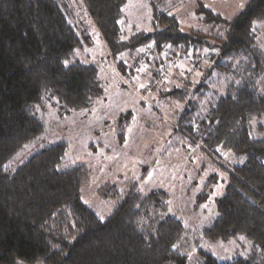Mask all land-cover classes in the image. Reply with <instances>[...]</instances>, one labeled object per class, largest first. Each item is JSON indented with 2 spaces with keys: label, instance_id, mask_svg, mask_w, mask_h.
<instances>
[{
  "label": "trees",
  "instance_id": "16d2710c",
  "mask_svg": "<svg viewBox=\"0 0 264 264\" xmlns=\"http://www.w3.org/2000/svg\"><path fill=\"white\" fill-rule=\"evenodd\" d=\"M82 2L114 53L147 45L159 54L171 46L183 57L191 49L210 48L197 81L178 80L179 86L162 93L186 102L183 129L193 139L213 155L222 147L243 160L228 170L216 214L196 237L169 212L164 189L144 193L132 185L121 193L105 183L102 193L118 200L101 220L80 196L91 171L67 162L65 140L45 141L10 167L44 134L49 107L61 115L90 107L102 83L92 64L74 59L65 65L82 45L59 0H0V264H188L201 237L249 244L245 257L220 260L207 254L202 264H264V134L256 135L253 127V119L264 114V0H248L230 20L198 8L204 21L224 25L214 44L201 32L182 30L174 15L153 3L151 29L124 38L126 0ZM142 52L138 61H149L156 73L154 56ZM215 69L228 80L200 106L193 96L205 95V80Z\"/></svg>",
  "mask_w": 264,
  "mask_h": 264
},
{
  "label": "rangeland",
  "instance_id": "374dc122",
  "mask_svg": "<svg viewBox=\"0 0 264 264\" xmlns=\"http://www.w3.org/2000/svg\"><path fill=\"white\" fill-rule=\"evenodd\" d=\"M247 1L126 0L121 30L127 38L140 29H151L153 3L174 15L182 30L201 32L214 44L222 36L224 25L204 21L197 9L204 6L230 20ZM59 2L69 22L78 29L82 45L65 61L79 59L94 65L102 93L90 107L67 114H58L49 107L44 134L20 151L10 167L28 158L45 141L65 140L67 162L91 171L89 180L80 188V196L99 218H107L118 200L102 193L105 183H114L121 193L132 185L144 193L164 189L168 194L169 212L181 219L196 237L203 222L216 214V199L224 193L228 170L242 163L243 158L222 147H216L218 154L213 155L207 145L193 139L183 129L186 126L181 117L186 102L163 95L162 91L173 84L179 86L188 77H195L193 80L197 81L201 67L204 70L208 65L207 54L212 50L198 47L183 57H178L171 46L159 54L152 50L150 56L154 57L150 61L158 63L154 74L149 61H145L146 66L137 59L147 45L114 53L82 0ZM151 44L155 47L154 42ZM159 57H162L160 62ZM227 80V75L213 70L205 80V95L195 93L193 99L201 106L211 99L213 92L222 90ZM142 84L144 88L140 87ZM260 87L264 89V78ZM253 127L256 135L264 134V114L253 119ZM206 186L209 188L201 195ZM198 240L193 243L188 264H202L207 254L220 260L245 257L249 250L248 242L242 239V243L202 237Z\"/></svg>",
  "mask_w": 264,
  "mask_h": 264
},
{
  "label": "snow or ice",
  "instance_id": "6c2138e0",
  "mask_svg": "<svg viewBox=\"0 0 264 264\" xmlns=\"http://www.w3.org/2000/svg\"><path fill=\"white\" fill-rule=\"evenodd\" d=\"M240 7H241V9H243V8H244V5H243V4H241V6H240ZM213 51H215V49H213ZM67 63H68V62H67V61H65V65H66V66H67ZM138 71H140V69H138ZM140 87H141V88H144V87H145V85H143V84H142V85H140ZM177 107H179V105H177ZM217 151H219V149H217ZM100 219H101V220H103V217H101Z\"/></svg>",
  "mask_w": 264,
  "mask_h": 264
},
{
  "label": "built area",
  "instance_id": "2783aa9c",
  "mask_svg": "<svg viewBox=\"0 0 264 264\" xmlns=\"http://www.w3.org/2000/svg\"><path fill=\"white\" fill-rule=\"evenodd\" d=\"M142 53H143L144 56L148 55L150 53V50L147 47H145V49L143 50Z\"/></svg>",
  "mask_w": 264,
  "mask_h": 264
}]
</instances>
